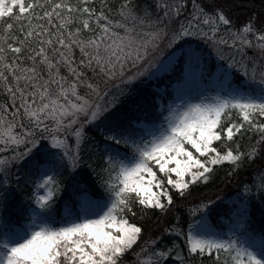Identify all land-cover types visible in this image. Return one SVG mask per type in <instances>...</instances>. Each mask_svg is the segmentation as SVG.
Returning <instances> with one entry per match:
<instances>
[{
    "label": "snow or ice",
    "instance_id": "1",
    "mask_svg": "<svg viewBox=\"0 0 264 264\" xmlns=\"http://www.w3.org/2000/svg\"><path fill=\"white\" fill-rule=\"evenodd\" d=\"M253 2L0 0V264H264V0ZM163 78L159 107L130 116L138 86ZM225 165L234 195L195 203Z\"/></svg>",
    "mask_w": 264,
    "mask_h": 264
},
{
    "label": "trees",
    "instance_id": "2",
    "mask_svg": "<svg viewBox=\"0 0 264 264\" xmlns=\"http://www.w3.org/2000/svg\"><path fill=\"white\" fill-rule=\"evenodd\" d=\"M75 2V0H73ZM137 3L143 4L144 0H136ZM101 3V0H96V7L99 8ZM108 5H110L115 11V9L118 7L120 3H122V0H107ZM261 6V0H254L251 7L252 8H259ZM240 13H244V9L241 8L238 10ZM246 14V13H245ZM215 69V59L210 61L209 64V70L212 72ZM168 84V79L163 78L160 80H154L149 82L146 86H138L137 88V95L133 98L134 101L140 103V110L133 111L129 113L130 116H142L144 115V109L147 108L149 111H151L153 108L159 107L158 104H154L153 101L156 99V92L154 90L159 89L160 92H163L164 87ZM169 93L171 94V88L169 87ZM4 97L0 96V100H3ZM166 102V101H165ZM128 107V104H125V108ZM254 139V138H253ZM240 146L242 149L246 148L247 145L250 143L247 137H245L243 140L239 141ZM235 147V145H233ZM229 170V166L225 165L224 167H217L216 169V177L212 181L211 184L207 185L205 190L204 185H200L199 187H194L192 189L194 194H198L197 196H194V202L199 203L201 199L207 200L212 199L215 200L216 196L223 195L225 198H228L232 195H234L237 184L235 182V179L233 178L232 182H228L227 180H224L221 182V178L225 177L226 173ZM243 173H241V177H243ZM83 178L90 182H95L96 177L91 174L90 169H88L87 164L83 166ZM62 184H66V180L61 181ZM218 186V187H217ZM30 189H26L25 191L17 192V199L22 200L25 195L30 194ZM61 195H65L64 193H61ZM174 199L177 200V203H180L178 194L173 192ZM211 207V206H210ZM225 210V205L223 203H217V205L214 208H211L209 220L215 225L218 221V218L222 215V213ZM176 211L180 213L185 212V208L181 207L177 209ZM158 213H150L149 216L143 221V224L145 226V229L147 230L155 221L157 218ZM252 218L255 221L256 227H260V221H261V215H260V209L259 205H257L252 210ZM186 227V224H185ZM167 242V241H166ZM182 243V242H181ZM133 257L129 255L126 260V264H131ZM199 264V261L197 262ZM205 264H208L207 261H205Z\"/></svg>",
    "mask_w": 264,
    "mask_h": 264
},
{
    "label": "rangeland",
    "instance_id": "3",
    "mask_svg": "<svg viewBox=\"0 0 264 264\" xmlns=\"http://www.w3.org/2000/svg\"><path fill=\"white\" fill-rule=\"evenodd\" d=\"M251 54V53H250ZM216 71V67H215V69L212 71V72H215ZM171 94H174V93H172V91H171ZM167 102V101H166ZM234 147V146H233Z\"/></svg>",
    "mask_w": 264,
    "mask_h": 264
}]
</instances>
